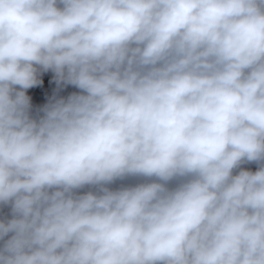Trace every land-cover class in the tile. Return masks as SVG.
Here are the masks:
<instances>
[{
  "label": "clouds",
  "instance_id": "clouds-1",
  "mask_svg": "<svg viewBox=\"0 0 264 264\" xmlns=\"http://www.w3.org/2000/svg\"><path fill=\"white\" fill-rule=\"evenodd\" d=\"M0 207V264H264V0H0Z\"/></svg>",
  "mask_w": 264,
  "mask_h": 264
}]
</instances>
